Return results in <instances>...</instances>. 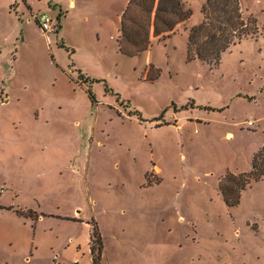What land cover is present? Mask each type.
<instances>
[{
    "label": "rangeland",
    "instance_id": "1",
    "mask_svg": "<svg viewBox=\"0 0 264 264\" xmlns=\"http://www.w3.org/2000/svg\"><path fill=\"white\" fill-rule=\"evenodd\" d=\"M17 1L0 0V264L16 249L5 232L34 239L16 211L73 209L98 225L102 264H264V0H240L254 31L213 66L187 51L206 0L139 49L118 21L96 30L103 0L63 10L50 40ZM59 1L29 0L55 24ZM44 230L47 246L85 233L52 217Z\"/></svg>",
    "mask_w": 264,
    "mask_h": 264
},
{
    "label": "trees",
    "instance_id": "2",
    "mask_svg": "<svg viewBox=\"0 0 264 264\" xmlns=\"http://www.w3.org/2000/svg\"><path fill=\"white\" fill-rule=\"evenodd\" d=\"M22 1L26 3L25 0ZM201 14L203 18L198 24L185 29L187 51L190 56L197 57L211 66L218 65L222 55L236 40L246 37L255 28L252 25L254 21L246 22L243 19L240 0H206L201 7ZM192 15V9L186 6L185 0H130L122 15L119 42L123 40L134 49L146 47L151 32L155 37H164L167 32L174 33L176 26L184 25ZM88 94L93 98L90 90ZM256 158L257 156L253 168L256 167ZM253 173L254 171L237 176L229 175L226 177V185H221L220 189L224 195H236L246 186ZM226 203L230 204L227 198ZM92 224V259L94 264H102V235L98 225Z\"/></svg>",
    "mask_w": 264,
    "mask_h": 264
},
{
    "label": "crops",
    "instance_id": "3",
    "mask_svg": "<svg viewBox=\"0 0 264 264\" xmlns=\"http://www.w3.org/2000/svg\"><path fill=\"white\" fill-rule=\"evenodd\" d=\"M25 1L26 4L32 8V10L36 12L41 10L43 11V9L38 8L36 2H29V0ZM62 1L63 0L59 1L62 4H60L57 29L54 32L56 34L59 33V30L63 27L61 14L63 13V10L67 11V8L70 11L74 10L78 7L79 3H83L81 0H69L66 6V4L63 5L64 1ZM17 2L19 4L18 8L21 7L20 11L17 8L18 14L22 17L26 16V14H28V9L25 3H20V0ZM129 2L130 0H103V4L102 1L97 2L99 5H97L94 9L95 15L98 16V20L95 25L96 30L102 31L105 28V24H116L118 21L120 23V27H117V35L119 37L121 34L122 15L127 9ZM21 4H23V8L26 7L24 8L25 10L27 9L26 11L22 9V6H20ZM11 6L12 4L10 5V10ZM112 9L116 10L115 22L111 20ZM15 17H19L17 13H15ZM30 19H33L31 14L28 16V20ZM59 24L61 26L60 29L58 27ZM230 134L232 135V133H229V135ZM16 214L23 219L24 223L29 222L31 224L34 239L32 240V237L28 239V244L25 248V246H21L22 244H20L19 240L13 236L11 231L9 233L5 232V235L9 238L10 243L16 245L14 252L6 258V264H94L91 253L93 227L89 222L90 215L84 216L78 209H73V211L69 214L61 213L59 211L38 212L35 210H20L16 211ZM46 217L66 220L71 222V225L76 227H80L82 225L85 228V233L83 235L81 233L69 235L64 243L57 241L58 237H56V241L54 240L51 244H49V246H47L48 244L45 240L47 231H43L44 235H41L40 233L41 224ZM49 231H53V229H50Z\"/></svg>",
    "mask_w": 264,
    "mask_h": 264
},
{
    "label": "built area",
    "instance_id": "4",
    "mask_svg": "<svg viewBox=\"0 0 264 264\" xmlns=\"http://www.w3.org/2000/svg\"><path fill=\"white\" fill-rule=\"evenodd\" d=\"M38 23L46 36L47 40H50V35L54 33L57 29V24L46 11H39L33 17ZM254 122L249 121L248 126H253Z\"/></svg>",
    "mask_w": 264,
    "mask_h": 264
}]
</instances>
